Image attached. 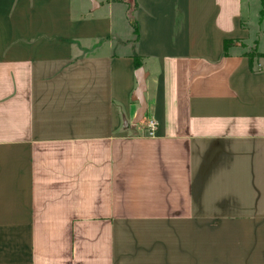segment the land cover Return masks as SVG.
Masks as SVG:
<instances>
[{
    "label": "crops",
    "instance_id": "1",
    "mask_svg": "<svg viewBox=\"0 0 264 264\" xmlns=\"http://www.w3.org/2000/svg\"><path fill=\"white\" fill-rule=\"evenodd\" d=\"M260 10L0 0V264H264Z\"/></svg>",
    "mask_w": 264,
    "mask_h": 264
},
{
    "label": "water",
    "instance_id": "2",
    "mask_svg": "<svg viewBox=\"0 0 264 264\" xmlns=\"http://www.w3.org/2000/svg\"><path fill=\"white\" fill-rule=\"evenodd\" d=\"M136 78H137L138 86L135 91V98L140 103L139 115H141L144 111V106H145L144 100H143V91L145 89V82H144V73L141 68L137 70Z\"/></svg>",
    "mask_w": 264,
    "mask_h": 264
},
{
    "label": "trees",
    "instance_id": "3",
    "mask_svg": "<svg viewBox=\"0 0 264 264\" xmlns=\"http://www.w3.org/2000/svg\"><path fill=\"white\" fill-rule=\"evenodd\" d=\"M135 8V5H132L129 11V20L134 24V18H133V10ZM264 16V0H261V10H260V17L263 18ZM229 44L228 41L224 42V49L226 50L227 45ZM252 57V54L250 55ZM254 56V53H253ZM140 65L138 64L137 67H139Z\"/></svg>",
    "mask_w": 264,
    "mask_h": 264
},
{
    "label": "built area",
    "instance_id": "4",
    "mask_svg": "<svg viewBox=\"0 0 264 264\" xmlns=\"http://www.w3.org/2000/svg\"><path fill=\"white\" fill-rule=\"evenodd\" d=\"M147 128H148V134L152 136L155 134L157 130V124L153 120H150L147 124Z\"/></svg>",
    "mask_w": 264,
    "mask_h": 264
},
{
    "label": "rangeland",
    "instance_id": "5",
    "mask_svg": "<svg viewBox=\"0 0 264 264\" xmlns=\"http://www.w3.org/2000/svg\"><path fill=\"white\" fill-rule=\"evenodd\" d=\"M131 3H129L130 4V6H132L133 5V3H132V1H130ZM263 18H264V16H263Z\"/></svg>",
    "mask_w": 264,
    "mask_h": 264
}]
</instances>
